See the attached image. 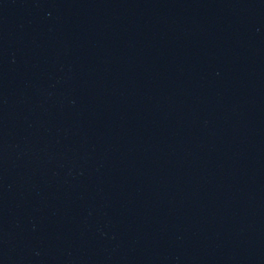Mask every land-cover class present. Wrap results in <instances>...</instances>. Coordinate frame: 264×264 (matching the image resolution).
<instances>
[{
    "label": "water",
    "instance_id": "1",
    "mask_svg": "<svg viewBox=\"0 0 264 264\" xmlns=\"http://www.w3.org/2000/svg\"><path fill=\"white\" fill-rule=\"evenodd\" d=\"M0 264H264V0H0Z\"/></svg>",
    "mask_w": 264,
    "mask_h": 264
}]
</instances>
